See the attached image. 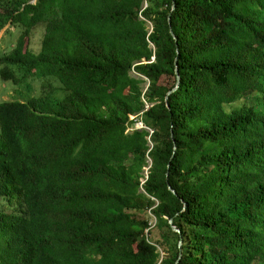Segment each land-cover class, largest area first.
Wrapping results in <instances>:
<instances>
[{"label":"trees","instance_id":"obj_1","mask_svg":"<svg viewBox=\"0 0 264 264\" xmlns=\"http://www.w3.org/2000/svg\"><path fill=\"white\" fill-rule=\"evenodd\" d=\"M8 27L1 80L41 92L0 103V264H264V0H0Z\"/></svg>","mask_w":264,"mask_h":264},{"label":"rangeland","instance_id":"obj_2","mask_svg":"<svg viewBox=\"0 0 264 264\" xmlns=\"http://www.w3.org/2000/svg\"><path fill=\"white\" fill-rule=\"evenodd\" d=\"M43 27L33 32L31 38H30V47L33 52L38 54L41 50V43L43 39ZM18 33L13 28H6L1 34H0V56L4 53H8L11 51L18 40ZM132 77L134 78H140L135 73H132ZM52 84L55 88H60L57 83L52 81ZM146 88V85L143 86ZM41 92L40 83L34 80L31 84V88L29 86H23L22 88L16 89L12 85L4 83L0 78V103L2 102H11V101H24L28 98H31L32 96H39ZM64 93L58 89L55 92V96L57 98H63ZM140 125V123H138ZM147 167L144 168V175H146ZM4 205H2V208ZM150 219V223L152 224V228L155 227L156 219L153 217L152 214L148 215ZM160 233L158 230L153 229L151 234V241L155 242L156 239L159 237Z\"/></svg>","mask_w":264,"mask_h":264},{"label":"water","instance_id":"obj_3","mask_svg":"<svg viewBox=\"0 0 264 264\" xmlns=\"http://www.w3.org/2000/svg\"><path fill=\"white\" fill-rule=\"evenodd\" d=\"M174 9H175V7L173 6V10H172V11H174ZM170 23H171V22H170V18H169V24H170ZM171 35L174 37V34H173L172 30H171ZM176 73H177V75H178V71H176ZM179 84H180V79H179V77H177V87H176L172 92H170V93L168 94V96H170L173 92L177 91ZM167 100H168V98H167ZM143 128H144V127H143ZM175 149H176V148H175ZM169 189H170L173 193H175L174 190H173L171 187H169ZM169 223L172 225V224H173V220L171 219ZM172 229H173L174 231L180 233V230L177 229V228H176L175 226H173V225H172ZM181 245H182V241H180V243H179V246H181ZM179 258H181V254H180V257H179ZM179 260H180V259H179ZM179 260L176 262V264H179Z\"/></svg>","mask_w":264,"mask_h":264},{"label":"built area","instance_id":"obj_4","mask_svg":"<svg viewBox=\"0 0 264 264\" xmlns=\"http://www.w3.org/2000/svg\"><path fill=\"white\" fill-rule=\"evenodd\" d=\"M147 7H148V5H147V2L145 3V5H144V8H143V10L142 11H144V10H146L147 9ZM141 19L143 20V18L141 17ZM144 126H143V124L142 123H140V125L139 124H137V128H139V129H141V128H143ZM145 181H143V183H144Z\"/></svg>","mask_w":264,"mask_h":264}]
</instances>
